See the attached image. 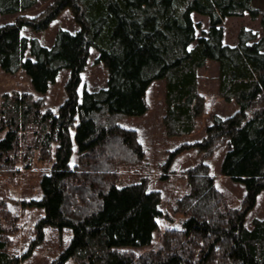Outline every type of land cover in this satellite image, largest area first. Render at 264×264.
<instances>
[{"label":"trees","instance_id":"1","mask_svg":"<svg viewBox=\"0 0 264 264\" xmlns=\"http://www.w3.org/2000/svg\"><path fill=\"white\" fill-rule=\"evenodd\" d=\"M255 1L55 0L36 19L20 16L0 27L5 73L23 70L41 96L61 71L70 73L68 97L56 112L43 111L45 99L32 94H6L0 102V170L12 168L11 153L21 148L20 138L26 135L33 138L27 147L31 155L41 149L55 157L50 173L41 178V199L29 203L44 211L35 241L22 256L9 253L0 219V264L31 257L45 240V227L60 235L71 232L68 246L52 264H264V220L254 218L247 225L249 211L264 192V35L258 38L243 28L237 44L230 46L223 43L221 28L227 17L248 12L258 18ZM36 4L0 0V15L21 14ZM64 10L74 15L76 33L59 30L50 48L23 35L27 27L47 29ZM194 13L209 19V31L198 39ZM261 25L264 32V16ZM91 48L107 68L108 83L100 91L80 94ZM210 60L218 66L219 95L238 109L226 118L213 117L202 141L174 153L196 149L204 159L187 170L190 191L174 209L187 217L181 229L163 234L158 250L137 257L126 248L152 244L161 193L149 191L145 179L123 187L111 182V159H144L136 131L118 120L145 114L149 86L163 80L166 135L193 133L207 105L199 90V70ZM224 145L228 150L221 171L246 190L238 208L228 207L205 162ZM74 154L80 164L72 168Z\"/></svg>","mask_w":264,"mask_h":264},{"label":"rangeland","instance_id":"2","mask_svg":"<svg viewBox=\"0 0 264 264\" xmlns=\"http://www.w3.org/2000/svg\"><path fill=\"white\" fill-rule=\"evenodd\" d=\"M54 2L55 0H37L36 5L21 14L0 15V27L15 23L20 16L36 19ZM255 8L261 12V15L256 19L246 12L242 16L227 17L224 20L221 25L224 44L235 46L243 28L257 33L258 38L264 35L261 25V19L264 16V0H256ZM192 18L198 25L196 29V38L198 39L209 31V19L196 13L192 14ZM59 30L71 33H76L79 30V25L69 10H64L43 31L36 32L27 27L23 29L22 33L29 38H36L43 46L50 48L53 46ZM98 57V52L91 48L87 66L82 73L79 86L80 94L84 90L97 92L107 87L108 71L103 63L97 61ZM69 76V71H61L57 82L50 86L45 96H41L35 92L29 77L23 70L9 74L0 68V102L6 94H32L35 98L43 97L45 99L43 111L50 109L56 112L68 97L66 83ZM199 78V90L205 97L207 105L204 115L197 120L193 133L178 138L166 135L163 126L165 115V82L163 80L155 81L149 86L146 94L148 110L145 114L134 117L123 116L118 120L119 125L136 131L137 139L144 150V159L137 160L135 156L111 159L113 164H109L108 169L110 173L114 174L112 176H115L111 182L118 187H123L145 179L149 191L161 193L159 205L161 215L157 218L158 230L154 234L152 244L143 248H126L137 257L158 250L162 245L163 234L169 230L181 229L183 221L187 217L184 214L176 213L174 209L177 201L190 191L185 175L187 170L195 167L204 159L196 149L174 153L184 144L202 141L213 117L226 118L238 109L235 102H227L219 95L218 66L215 61L210 60L199 70ZM32 139L29 135H26L25 138L22 136L20 138L21 148L17 152L11 153V158L14 159L12 168L4 167L0 170V219L6 231L4 238L8 241V251L15 256L25 254L37 237V225L44 217V211L29 206V203L41 199V178L50 173L55 160L53 151L43 152L41 149H37L34 156L31 155L27 147L33 142ZM227 150L228 146L224 145L205 162L209 164V172L214 177L217 187L224 193L228 207L238 208L242 205L246 190L242 183L233 181L223 175L221 171V164ZM78 163L80 164L78 154H74L71 160L72 168ZM82 167L86 168L81 166L80 169ZM108 169L104 170L108 171ZM75 182L79 183L77 180ZM88 198L87 202L89 203L92 199ZM254 218L264 220V192L259 195L256 206L247 215L249 227L252 226ZM44 230V242L36 246L31 257L20 264H52L68 246L71 238L70 231H65L60 235L57 229L51 227H45ZM66 264L78 263L69 260Z\"/></svg>","mask_w":264,"mask_h":264}]
</instances>
